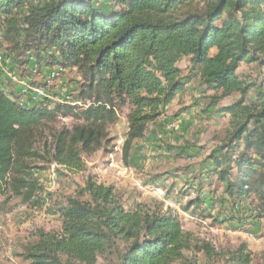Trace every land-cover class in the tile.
Segmentation results:
<instances>
[{"label": "trees", "instance_id": "obj_1", "mask_svg": "<svg viewBox=\"0 0 264 264\" xmlns=\"http://www.w3.org/2000/svg\"><path fill=\"white\" fill-rule=\"evenodd\" d=\"M0 32L9 69L17 61L44 73L74 69L79 77L65 94L79 104L53 108L21 105L0 86V197L31 203L40 189L36 171L45 164L84 170L82 156L110 142L108 128L122 108L126 162L134 141L197 79L213 93L206 111L228 115L231 127L207 157L210 172L228 199L254 195L264 218V85L236 72L243 62L264 69V0H0ZM183 58L190 59L186 72L177 66ZM233 94L235 102L219 106ZM64 118L70 125L35 149L31 133ZM55 213L61 230H37L19 253L26 264H94L104 254L112 264H197L183 259L190 234L177 216L140 205L128 210L112 186L92 176ZM251 261L245 245L230 257L231 264Z\"/></svg>", "mask_w": 264, "mask_h": 264}, {"label": "rangeland", "instance_id": "obj_2", "mask_svg": "<svg viewBox=\"0 0 264 264\" xmlns=\"http://www.w3.org/2000/svg\"><path fill=\"white\" fill-rule=\"evenodd\" d=\"M6 48L0 36V86L19 88L18 83L9 79V74L7 76L9 70L14 71L18 80L25 78L30 86L40 87L48 95L44 104L49 108H53L61 96L65 98V94L73 92L79 80L74 69H65L57 79L48 82L44 80V67L31 74L27 67L16 61L13 69H9ZM177 66L186 72L190 59L183 58ZM236 72L247 82L264 85V69L256 63L243 62ZM186 87V94L166 105L156 119L180 117L184 121V130L180 126L168 127L181 138L177 145L161 137L158 140L162 145H156L158 142L155 141L156 148H161V152L166 149V153L151 154L144 144H140L143 140H137L125 162L123 144L128 125L127 109L122 108L118 121L108 128L110 142L92 155L82 156L84 170L71 172L55 164H45L44 169L36 171L40 189L31 203H24L21 197L11 193L1 196L0 264H26L19 253L37 230L60 231L61 221L55 213L56 208L65 204L67 197L77 196L88 176L112 186L128 210L140 205L150 214L177 216L182 229L190 234L191 246L183 252L184 260L197 264H231V254L245 245L251 264H264V218H258L254 195L238 201L228 199L216 174L210 172L211 162L207 160L228 135L229 116L206 111L208 96L213 93L206 91L197 79L189 80ZM238 97L237 94L226 97L220 100L219 106L230 105ZM68 100L71 101L70 96ZM71 122V118H64L55 124L41 126L31 133L29 142L41 150L49 146L53 132ZM173 122L177 123L176 120ZM152 130L148 127L145 136ZM259 176L264 179V168ZM158 188L164 191L163 196L156 193ZM204 245L213 251L210 254L198 251ZM112 258L110 254L100 255L94 264H112Z\"/></svg>", "mask_w": 264, "mask_h": 264}, {"label": "built area", "instance_id": "obj_3", "mask_svg": "<svg viewBox=\"0 0 264 264\" xmlns=\"http://www.w3.org/2000/svg\"><path fill=\"white\" fill-rule=\"evenodd\" d=\"M1 36V34H0ZM1 58V57H0ZM31 74H34L36 72L39 71L38 67L36 64H33L30 68L27 69ZM62 69L60 68H52V69H48V71L43 75L44 76V80L45 81H53L55 79H57L61 73ZM10 73H13L12 75L13 76H10L11 74ZM9 74V79H11L12 81L15 80L18 85H19V91H18V95L17 97L15 98L17 101L20 102L21 105H25V106H29V105H32L33 103L36 105V106H39V107H43L45 106L46 104H44V99L45 98H48V95L45 94V92L40 88V87H32L30 86L28 83H27V79L25 78H22L20 80H18L16 78V75L14 73V71H10L7 73V76ZM58 103H68V104H72V105H75V104H79L78 102H70V100H68V97H65L64 96L60 97L59 100H58ZM47 107L49 108V105L47 104ZM175 126H177V123L176 122H170V124L168 125L169 128H175ZM156 193L159 195V196H163L164 195V191L160 188H158L156 190Z\"/></svg>", "mask_w": 264, "mask_h": 264}, {"label": "crops", "instance_id": "obj_4", "mask_svg": "<svg viewBox=\"0 0 264 264\" xmlns=\"http://www.w3.org/2000/svg\"><path fill=\"white\" fill-rule=\"evenodd\" d=\"M1 81V79H0ZM1 88L4 90V92L8 93V95L12 96L13 98L17 97L18 95V91H19V88L18 86H14L10 89L9 86H6V85H3L1 86ZM176 118V117H175ZM163 118V119H158L156 120L155 122L151 123V125L149 126V128H152V132H150L148 134V136H145L142 140H143V143L140 142V144H144L146 149L153 153H155V155H157V153H166V149H164V151L161 152V148L160 149H157L155 146V141L158 142V144L156 145H162V141H159L158 140V137H161L164 138L165 140H167L168 142H172L173 144H178L179 141L181 140V138L177 137L173 132L172 130H168V125L170 124V122H172L173 120H176L177 121V126H180L181 129L184 130V121L182 118L178 117V118ZM158 132H160V134H158ZM170 152V150H169Z\"/></svg>", "mask_w": 264, "mask_h": 264}]
</instances>
